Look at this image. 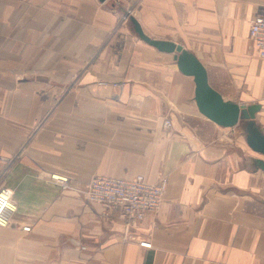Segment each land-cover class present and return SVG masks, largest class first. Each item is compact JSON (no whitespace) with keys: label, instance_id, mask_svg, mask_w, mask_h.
<instances>
[{"label":"crops","instance_id":"crops-1","mask_svg":"<svg viewBox=\"0 0 264 264\" xmlns=\"http://www.w3.org/2000/svg\"><path fill=\"white\" fill-rule=\"evenodd\" d=\"M263 9L264 0H0V188L16 204L0 226V264H264V156L238 125L199 110L194 77L135 24L194 53L225 99L260 104L264 133V59L249 35ZM97 174L166 175L162 205L128 228L79 191Z\"/></svg>","mask_w":264,"mask_h":264},{"label":"built area","instance_id":"built-area-1","mask_svg":"<svg viewBox=\"0 0 264 264\" xmlns=\"http://www.w3.org/2000/svg\"><path fill=\"white\" fill-rule=\"evenodd\" d=\"M119 2L120 0H112ZM250 38L255 45L259 57L264 59V9L251 20ZM167 127H172V121H165ZM52 179L64 188H71L70 180L66 176L52 174ZM168 185V177L161 175L157 182H151L144 175L131 178L97 174L79 189L87 202L102 204L108 213L119 211L124 217L128 228L139 224L153 212H156L164 200V194ZM16 204L13 200V192L9 188H0V226H8L12 223ZM23 230L30 231L31 226H23ZM146 247H152L150 241H142Z\"/></svg>","mask_w":264,"mask_h":264},{"label":"water","instance_id":"water-1","mask_svg":"<svg viewBox=\"0 0 264 264\" xmlns=\"http://www.w3.org/2000/svg\"><path fill=\"white\" fill-rule=\"evenodd\" d=\"M106 1V0H102ZM140 37L150 45L166 52H175V58L181 71L194 77L196 83L195 100L199 110L210 120L224 127H233L246 121V139L253 150L264 156V133L256 123L260 104H239L227 100L209 81L207 67L192 52L181 44L167 40H156L147 36L135 21ZM258 164L264 169V159L258 158Z\"/></svg>","mask_w":264,"mask_h":264},{"label":"rangeland","instance_id":"rangeland-1","mask_svg":"<svg viewBox=\"0 0 264 264\" xmlns=\"http://www.w3.org/2000/svg\"><path fill=\"white\" fill-rule=\"evenodd\" d=\"M238 128H240L241 129V131L244 133V135H246L245 133H246V125H245V122H241V123H239L238 124ZM253 149V148H252ZM258 196H263V194H259ZM260 198V197H259ZM261 200H262V197L260 198ZM263 203L262 202H260L259 200L257 201V204H256V208H257V211L259 212L260 211V208H262L263 210H264V207H263ZM13 221V220H12ZM12 224V223H11Z\"/></svg>","mask_w":264,"mask_h":264},{"label":"bare ground","instance_id":"bare-ground-1","mask_svg":"<svg viewBox=\"0 0 264 264\" xmlns=\"http://www.w3.org/2000/svg\"><path fill=\"white\" fill-rule=\"evenodd\" d=\"M56 175H57L59 178H60V176H61L60 174H56ZM62 176H65V175H62ZM66 177H67V176H66Z\"/></svg>","mask_w":264,"mask_h":264}]
</instances>
